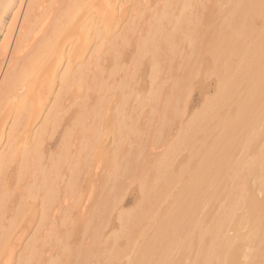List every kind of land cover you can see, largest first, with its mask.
Listing matches in <instances>:
<instances>
[{
    "label": "bare ground",
    "instance_id": "6f19581e",
    "mask_svg": "<svg viewBox=\"0 0 264 264\" xmlns=\"http://www.w3.org/2000/svg\"><path fill=\"white\" fill-rule=\"evenodd\" d=\"M0 41V264H264V0H0Z\"/></svg>",
    "mask_w": 264,
    "mask_h": 264
},
{
    "label": "rangeland",
    "instance_id": "374dc122",
    "mask_svg": "<svg viewBox=\"0 0 264 264\" xmlns=\"http://www.w3.org/2000/svg\"><path fill=\"white\" fill-rule=\"evenodd\" d=\"M131 5V2H126L125 4H124V6H123V8H122V10L120 11V16L122 17V18H124V14H125V8H127L128 9V7ZM209 6H211V5H209ZM213 6V5H212ZM212 6H211V8H212ZM215 6H217V9L218 10H216L215 9ZM215 6H213L214 8L212 9V10H214L215 9V11H216V13H217V15H219V13L217 12V11H219L220 9H221V7H222V10L223 9H225L226 7H223L222 5L221 6H218V5H215ZM225 6V5H224ZM208 9H209V7H208ZM211 10V9H210ZM215 11H213V12H215ZM216 13H215V16L217 17V15H216ZM215 18V17H214ZM213 18V19H214ZM216 19V18H215ZM214 21V20H213ZM216 21V20H215ZM217 22V21H216ZM1 42V41H0ZM130 54L128 51H126L122 56L123 57H121V59L123 60L125 57V59H126V61L124 62V68H125V70H129L131 73H133V70H132V67H133V63H132V59H131V57H129L128 55ZM125 56V57H124ZM131 56V55H130ZM128 57H129V59H128ZM148 57V56H147ZM131 59V60H130ZM145 60H146V62H145ZM129 61V62H128ZM127 62H128V64L129 63H131V64H127ZM143 63H145V64H143L139 69L140 70H138V71H135L134 72V74L136 75V76H134V74H133V77L132 76H130V75H132L131 73L128 75L129 77H132L133 79H134V81L132 80V85H134L135 83V81L136 82H138V83H144L143 81H145V83H146V81L148 80V79H150V77H149V75H150V67H149V64H148V59L147 58H145L144 59V62ZM182 64V63H181ZM128 67H127V66ZM126 66V67H125ZM129 66H132V67H129ZM148 66V67H147ZM183 66V65H182ZM144 67H145V69H144ZM147 67V68H146ZM106 68L107 69H109L110 70V68H113V67H110V64H108V65H106ZM126 68H128V69H126ZM182 68H184V66L182 67ZM144 69V70H143ZM132 70V71H131ZM202 70V72L204 73L205 71H203V70H206L205 68H203V69H201ZM202 72H199L200 73V76L197 74H195V78H193L192 80V85L194 86V89L192 88V90H193V92H191L190 93V95L188 96V102L186 103V107H187V113H186V117H188V119H189V117H191V115H194V114H196L197 112H199V109H202V107H204V106H202V105H205V103L204 102H207L208 101V99L210 98V96L211 97H214V92H216V84H215V79H216V77H214L213 75H212V77H211V75H206L205 73L203 74ZM207 72V71H206ZM141 73H143V74H141ZM145 73V74H144ZM149 73V74H148ZM140 74V75H139ZM205 76H209L207 79H209V80H207L206 78V81L204 80V78H202V77H204L203 75ZM139 75V76H138ZM146 75V76H145ZM145 76V77H144ZM197 76H198V78H197ZM128 77V78H129ZM214 77V78H213ZM197 78V79H196ZM141 79H143V81H141ZM145 79V80H144ZM194 79H195V81H194ZM128 80H130V79H128ZM137 80H139V81H137ZM194 82H195V85H194ZM145 83L143 84V85H145ZM168 84H171L172 83V81L170 80V81H168L167 82ZM192 86V87H193ZM141 90V89H140ZM147 89H143V91H141V92H143V93H145V91H146ZM191 90V91H192ZM135 92V91H134ZM148 93V90H147V92H146V94L144 95L145 97H147V94ZM135 94V93H134ZM191 96V97H190ZM209 97V98H208ZM207 98V99H206ZM206 99V100H205ZM145 101H146V103H148L147 101H148V99H144ZM205 100V101H204ZM210 100V99H209ZM204 101V102H203ZM150 103V102H149ZM144 105V104H143ZM151 105V104H150ZM149 106V105H148ZM148 106H146V108L145 107H143V111H142V114H141V116H143V117H141V119L139 120L140 122H139V124H141V125H144V124H146V123H148V122H145L146 120H144V119H147L146 118V116H148V117H151L152 118V116H151V114H150V110L149 109H151L152 108V106L150 107H148ZM200 106H201V108H200ZM148 107V108H147ZM145 108V109H144ZM198 109V110H197ZM148 110H149V113H148ZM189 110V111H188ZM196 111V112H195ZM151 112H152V109H151ZM144 113V114H143ZM190 113V114H189ZM194 113V114H193ZM150 114V115H149ZM157 117V116H156ZM156 117H155V115H154V120H152V122L153 121H156L155 119H156ZM186 117H183L184 118V120H183V118H182V120H183V122L185 123V122H187L188 121V119L186 118ZM186 118V119H185ZM158 119H160V118H158ZM150 123H151V121H149ZM150 123H148L149 125H151ZM156 124H157V122H155ZM154 123V127H156V124ZM173 123V125L175 124H178L177 122L175 123L174 121L172 122ZM140 125V127H145V126H147V124L146 125H144V126H141ZM149 125H148V127L147 128H149V130H153L154 128L153 127H149ZM159 125V124H158ZM173 125H171V127L173 128H170V129H172L174 132H176L177 133V131H179V129H176L177 127L175 126H173ZM144 130L146 131V133H144L145 135H143L142 137H144V139L146 138V135L148 134V132H147V129H145L144 128ZM177 130V131H176ZM171 131V130H170ZM170 131L168 132V135L169 136H171L169 133H170ZM144 131H143V129H142V132L141 133H143ZM174 132H171V134L172 133H174ZM176 133H175V136H174V134H173V136H171V137H173V138H169V137H166V135H165V137H166V140L165 141H167V139H169V140H171V142H173V141H175L176 139H177V137L176 136H178L179 134H180V132H179V134L178 135H176ZM198 135V133L196 134V136ZM199 135H200V133H199ZM197 136V139H198V137H200V139L202 138V134L200 135V136ZM148 136V135H147ZM196 136H194V138L196 137ZM179 137V136H178ZM148 138V137H147ZM147 138H146V140H147ZM143 139V138H142ZM196 140V139H195ZM130 141V140H129ZM195 142H197L198 144H199V142L198 141H195ZM194 142V143H195ZM131 143H133V146H135L136 145V142H135V144H134V142H132L131 141ZM58 146V145H57ZM57 146H55V147H53L52 149H48L47 150V154H48V156H51L52 154H54L55 152H56V150H57ZM128 146V145H127ZM126 146V147H127ZM131 146H132V144H131ZM184 148L185 149V147L184 146H181V148ZM181 148H179V150L177 151V152H179V155H180V157H179V155H178V153L176 154L177 155V157L175 158L176 159V161H178L176 164L178 165V167L177 166H174V164L175 163H173L172 162V165L170 166V168H169V170H171L172 172H175V170L177 171V173H180L181 171H183L184 173L186 172V167H184V165H185V161H187L186 159H188L189 158V156H187V157H185L184 158V156H186V154L188 155H190V151L187 153V152H185V151H187V150H189V147H188V149L186 150H184V152H182V149ZM187 148V147H186ZM158 151H161L160 149L158 150ZM182 152V153H181ZM181 156H182V159H180L181 158ZM178 159V160H177ZM189 159H191V160H194L195 158H189ZM182 160H185L184 162H182ZM194 161H196V163H197V161H198V159H196V160H194ZM194 161H192L193 163H195ZM189 163V162H188ZM188 163H186V165H188ZM195 163V164H196ZM171 164V163H170ZM175 164V165H176ZM181 164H184L182 167H180L181 166ZM180 165V166H179ZM185 165V166H186ZM191 165H189L188 167H190ZM192 167H193V165H192ZM172 168H175V170L174 169H172ZM181 169V170H180ZM177 173L175 172V175H176V180L173 182L174 183V185H173V183L171 184L172 185V187L171 188H174L173 190H177L178 192L180 191V188H179V186H181L182 187V185H180V183H181V181H182V179L184 178V179H186V178H188V176H186V174L188 175V173H186V174H182V172H181V177H179V175H177ZM182 178V179H181ZM132 179H128L127 181H130L131 182V184H129L128 185V187H127V189L125 190V193L123 194V202H124V210L126 211V210H133V208L136 206V205H138V201H139V197L141 196L140 195V191H139V183H138V181H131ZM179 181H180V183H179ZM179 183V186H178V184H175V183ZM182 184H183V181H182ZM170 185V186H171ZM176 185V186H175ZM170 187H168L167 189L168 190H166L165 191V194H168V196L166 197L165 196V199L163 200V205H165V203H167L164 207L162 206V204L159 206V208L158 209H160V210H158L159 211V213L160 212H164L167 208H174L175 207V205H176V202H175V197H176V195L173 197L172 196V193L174 194L175 193V191H173L172 189H171ZM179 188V189H178ZM112 189V188H111ZM182 189V188H181ZM168 191V192H167ZM171 191H173V192H171ZM228 191V190H227ZM227 191H225V192H227ZM167 192V193H166ZM179 193H181V191L179 192ZM114 193H112V195H113ZM175 194H177L178 195V193L176 192ZM113 197H115V196H112L111 197V199H113ZM260 197H262V195L260 196ZM169 199H171V200H169ZM114 201H115V199H114ZM171 202V203H170ZM175 202V203H174ZM222 203H221V206H217V204H220V201L219 202H212V203H216L215 204V206L216 207H218L217 209L213 206V204L211 203L210 205H209V207L208 208H206V210H207V212H209V216L211 215V216H214L213 214H215L216 216H218V213H219V215H221V213H222V211H223V201H221ZM241 202V201H240ZM140 203V202H139ZM162 206V207H161ZM214 209V211L212 210V208ZM136 208V207H135ZM222 209V210H221ZM164 210V211H163ZM169 210V209H168ZM206 210H204V209H202V210H200V212H199V215H198V217L200 218L199 219V221H201V219L203 220V218H204V214H205V211ZM211 210H212V214L210 213L211 212ZM218 210V211H217ZM218 212V213H217ZM242 213V212H241ZM204 215V216H203ZM210 216V217H211ZM215 216V217H216ZM209 217V218H210ZM152 218H150V220H151ZM148 220V219H147ZM208 219L207 220H205V222L208 224ZM147 223V222H146ZM152 223V221H149L148 223H147V226H146V230H147V228L150 226V224ZM149 224V225H148ZM203 225H205V223L203 224ZM112 228H111V230H109V235L111 234V233H113V234H115V232H117L116 234H118V233H120V231H121V229L118 227V223H117V220L116 219H114V221L112 222ZM149 230H150V228H149ZM262 240L264 241V238H262ZM264 244V243H263ZM259 245H261V243L260 244H258L257 246L259 247ZM122 248V247H121ZM257 248V247H256ZM263 248V247H262ZM195 250V249H194ZM196 251V250H195ZM194 255H195V252H194ZM193 255V256H194ZM67 260H68V258L66 259V257L64 258L63 257V264H69V263H67ZM126 260H127V258H123L122 260H120L119 262H117V264H124V263H126ZM68 262H69V260H68Z\"/></svg>",
    "mask_w": 264,
    "mask_h": 264
}]
</instances>
